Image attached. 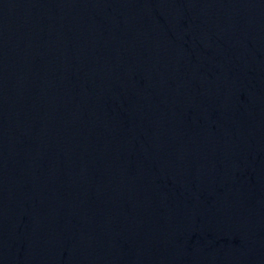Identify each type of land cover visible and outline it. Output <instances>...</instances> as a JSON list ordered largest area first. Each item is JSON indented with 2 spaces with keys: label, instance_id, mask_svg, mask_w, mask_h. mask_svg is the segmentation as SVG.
<instances>
[{
  "label": "water",
  "instance_id": "water-1",
  "mask_svg": "<svg viewBox=\"0 0 264 264\" xmlns=\"http://www.w3.org/2000/svg\"><path fill=\"white\" fill-rule=\"evenodd\" d=\"M0 264H264V0H0Z\"/></svg>",
  "mask_w": 264,
  "mask_h": 264
}]
</instances>
